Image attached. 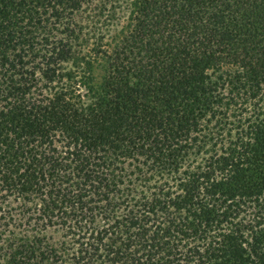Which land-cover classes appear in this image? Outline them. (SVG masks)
Masks as SVG:
<instances>
[{"label": "trees", "instance_id": "1", "mask_svg": "<svg viewBox=\"0 0 264 264\" xmlns=\"http://www.w3.org/2000/svg\"><path fill=\"white\" fill-rule=\"evenodd\" d=\"M0 264H264V0H0Z\"/></svg>", "mask_w": 264, "mask_h": 264}, {"label": "rangeland", "instance_id": "2", "mask_svg": "<svg viewBox=\"0 0 264 264\" xmlns=\"http://www.w3.org/2000/svg\"><path fill=\"white\" fill-rule=\"evenodd\" d=\"M121 23V22H120Z\"/></svg>", "mask_w": 264, "mask_h": 264}]
</instances>
